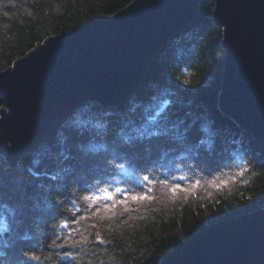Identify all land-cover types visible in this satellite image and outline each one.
I'll return each mask as SVG.
<instances>
[{"label":"trees","instance_id":"1","mask_svg":"<svg viewBox=\"0 0 264 264\" xmlns=\"http://www.w3.org/2000/svg\"><path fill=\"white\" fill-rule=\"evenodd\" d=\"M131 1L0 0V71L48 36L96 16L111 15ZM214 7V0L199 4L198 18L164 42L125 101L116 105L83 102L54 134L15 163L0 154V264H56L51 259L52 228L60 220L71 224V217L80 215L65 204L62 215L50 218L45 177L58 167L71 169L74 179L133 192L144 191L136 176L145 174L171 184L172 177L187 173L186 187L196 181L202 186L191 194H173L157 183L154 200L146 206L130 213L118 208L117 215L99 225L109 243L92 245L97 255L85 256L88 264H159L166 252L191 233L264 208V142L218 105L225 51L223 26L213 19ZM178 85L180 102L167 110L168 135L122 150L121 132L146 125L155 114V91L163 87L177 91ZM4 105L0 97V106ZM206 125L213 126L210 137L202 131ZM177 135H187L191 141L177 140ZM100 144L109 147L92 150ZM130 151L135 159H125ZM128 164L136 176L121 173V165ZM221 181L228 183L216 189L213 185ZM93 191L88 188L78 195ZM76 202L85 207L82 201Z\"/></svg>","mask_w":264,"mask_h":264},{"label":"water","instance_id":"2","mask_svg":"<svg viewBox=\"0 0 264 264\" xmlns=\"http://www.w3.org/2000/svg\"><path fill=\"white\" fill-rule=\"evenodd\" d=\"M204 0H132L48 36L0 71V154L10 163L54 134L81 103L116 105ZM225 61L220 110L264 142V0H214ZM159 264H264V208L195 231Z\"/></svg>","mask_w":264,"mask_h":264},{"label":"snow or ice","instance_id":"3","mask_svg":"<svg viewBox=\"0 0 264 264\" xmlns=\"http://www.w3.org/2000/svg\"><path fill=\"white\" fill-rule=\"evenodd\" d=\"M179 88L180 86L178 85L177 91H173L168 87L159 88L155 91L152 98L155 105V114L150 117L146 125L141 127L133 126L121 132L118 145L122 150H133L146 141L168 135L167 110L174 103L180 102ZM212 127V125L203 126V133L210 137ZM176 139L184 142L191 141L187 135H177ZM108 147L105 144L94 145L92 150L98 151ZM130 156L132 159L136 157L135 153L130 151L129 154L125 155V159H129ZM120 171L124 176H136L135 168L131 164L121 165ZM33 174L39 176L38 173ZM136 177L144 188L143 192H133L131 188L120 186L112 188L108 183H104L105 186L101 187L100 184H93L90 180L74 179L71 169L63 167H58L47 174L45 179L48 186L45 196L46 205L51 213L50 218L56 219L58 215H62L65 204H71L70 211L80 213V215L74 214L71 217V224H69L68 220H60L52 228L55 238L50 242L52 248L51 259L55 260L56 264H77V261L80 264H88L84 257L92 256L94 258L97 255L91 246L107 245L109 243L102 236L99 225L106 219H111L117 215L116 210L118 208H123L124 212L130 213L152 202L157 183L168 188L173 194L180 192L191 194L202 187L199 181H196L190 187H186L187 173L179 177H172L171 184L167 180L157 182L155 178L150 179L149 174ZM177 180L180 182L176 183ZM227 183L228 181H221L213 186L216 189H221ZM88 188L95 189V191L83 196L78 195L81 191ZM208 195L210 197L212 193L209 192ZM133 199L135 203H133ZM77 200L82 201L85 207L81 208L77 204ZM120 215H123V213H120ZM61 241L63 244L60 243ZM57 245H60L58 251ZM29 255L31 256V253ZM36 264H39V262L37 261Z\"/></svg>","mask_w":264,"mask_h":264}]
</instances>
